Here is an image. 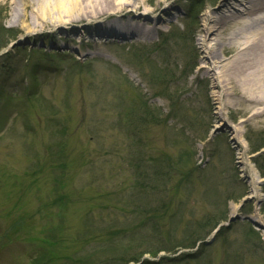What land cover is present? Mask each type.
Segmentation results:
<instances>
[{
	"label": "rangeland",
	"instance_id": "obj_1",
	"mask_svg": "<svg viewBox=\"0 0 264 264\" xmlns=\"http://www.w3.org/2000/svg\"><path fill=\"white\" fill-rule=\"evenodd\" d=\"M175 1L146 48L28 33L0 2V264H264V119L199 74L218 0Z\"/></svg>",
	"mask_w": 264,
	"mask_h": 264
},
{
	"label": "bare ground",
	"instance_id": "obj_2",
	"mask_svg": "<svg viewBox=\"0 0 264 264\" xmlns=\"http://www.w3.org/2000/svg\"><path fill=\"white\" fill-rule=\"evenodd\" d=\"M0 2L11 7V23L22 24L28 33H43L48 29L49 37H65L73 42L74 36L91 37L96 32L103 39L119 38L125 45L153 42L157 27L162 29L177 3L171 0ZM223 9L228 12L221 14ZM205 17L206 24L199 29L193 48L203 60L199 74L204 80L212 81L211 97L220 103L221 110L224 101L235 99L246 107L245 113L264 119V0H218ZM211 38L214 45L209 49L208 59L203 58L199 45ZM251 173L253 184L261 182L254 168ZM254 194L259 198L256 189ZM252 218L264 227L258 210Z\"/></svg>",
	"mask_w": 264,
	"mask_h": 264
},
{
	"label": "trees",
	"instance_id": "obj_3",
	"mask_svg": "<svg viewBox=\"0 0 264 264\" xmlns=\"http://www.w3.org/2000/svg\"><path fill=\"white\" fill-rule=\"evenodd\" d=\"M263 146H262V148H264V144H262ZM253 148H255V145H254V147ZM254 152H258V150H256L255 149V151ZM260 172H261V174L264 176V170L263 169H260ZM246 235L248 236L247 238H250V239H252V240H256V241H258L259 242V239H260V234L258 233V232H256L254 229H249L247 232H246ZM202 247H204V245L202 246ZM131 262H139V258H134L133 260H131V261H129V262H127L126 264H129V263H131Z\"/></svg>",
	"mask_w": 264,
	"mask_h": 264
}]
</instances>
